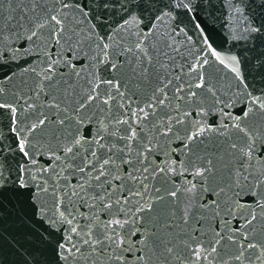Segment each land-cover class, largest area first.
I'll return each mask as SVG.
<instances>
[{"label": "snow or ice", "instance_id": "1", "mask_svg": "<svg viewBox=\"0 0 264 264\" xmlns=\"http://www.w3.org/2000/svg\"><path fill=\"white\" fill-rule=\"evenodd\" d=\"M196 3L0 0V190L30 193L54 264H264V87ZM226 8L225 43L264 36Z\"/></svg>", "mask_w": 264, "mask_h": 264}, {"label": "water", "instance_id": "2", "mask_svg": "<svg viewBox=\"0 0 264 264\" xmlns=\"http://www.w3.org/2000/svg\"><path fill=\"white\" fill-rule=\"evenodd\" d=\"M236 2L247 13L250 22L256 25L264 24V9L253 8L251 0H243L242 3L236 0ZM228 3L229 0H197L196 15L211 25L209 34L218 47H222L225 52L230 51L238 55L242 71L250 86L249 90L259 95L260 89L264 87V66H262L264 64V36L248 41L229 40L225 43L228 27H222V25H225L227 19L225 13ZM213 21H215L214 24ZM238 25L239 19L237 18L229 26L237 28ZM188 30L192 36L189 43H193L198 33L190 26ZM224 73L228 76L232 75L227 69H224ZM224 73L221 75L223 76ZM223 82L227 85V81ZM19 86V78L4 83L3 87L6 90L4 99H9L12 92ZM239 112L240 106L237 105L233 114ZM210 119L219 123V118L215 115ZM259 120H261L260 115L253 113L248 122ZM7 124L8 115L5 113L3 117H0V133L5 137V144L11 140V135L6 128ZM43 159L47 161L46 156ZM160 159L163 160V157ZM176 179L181 178L177 176ZM38 216L39 213L33 207L30 193L27 190L13 188L0 190V264H33L34 260L39 264H45L46 261L47 264H54V251L51 245L43 239L44 233L51 229L48 228L47 222L39 219ZM53 235L58 234L53 233ZM40 253H43V256H40Z\"/></svg>", "mask_w": 264, "mask_h": 264}]
</instances>
